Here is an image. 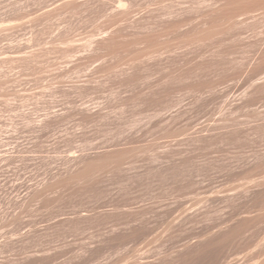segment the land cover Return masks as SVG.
<instances>
[{
    "label": "rangeland",
    "instance_id": "rangeland-1",
    "mask_svg": "<svg viewBox=\"0 0 264 264\" xmlns=\"http://www.w3.org/2000/svg\"><path fill=\"white\" fill-rule=\"evenodd\" d=\"M0 264H264V0H0Z\"/></svg>",
    "mask_w": 264,
    "mask_h": 264
}]
</instances>
